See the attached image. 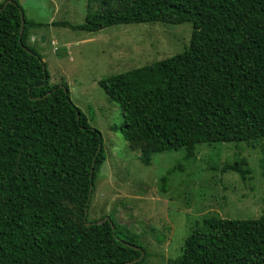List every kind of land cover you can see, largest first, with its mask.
Masks as SVG:
<instances>
[{
  "label": "trees",
  "instance_id": "obj_1",
  "mask_svg": "<svg viewBox=\"0 0 264 264\" xmlns=\"http://www.w3.org/2000/svg\"><path fill=\"white\" fill-rule=\"evenodd\" d=\"M153 23H190L188 45L98 84L120 109L114 129L140 149L143 166L156 154L183 152L158 178L167 194L197 146L264 142V0H89L83 23L51 24L96 33ZM42 26L17 0L0 3V264H149L140 237L111 214L87 218L106 161L103 139L27 45L30 30ZM244 164L222 172L244 179ZM166 264H264V212L204 216Z\"/></svg>",
  "mask_w": 264,
  "mask_h": 264
},
{
  "label": "rangeland",
  "instance_id": "obj_2",
  "mask_svg": "<svg viewBox=\"0 0 264 264\" xmlns=\"http://www.w3.org/2000/svg\"><path fill=\"white\" fill-rule=\"evenodd\" d=\"M17 1L28 20L43 25L30 30L27 45L46 64L51 83L67 84L71 102L102 135L106 161L95 181L88 220L111 214L117 225L140 237L149 264H166L180 255L183 239L204 216L256 219L264 212V142L255 149L244 143L197 146L194 159L161 194L158 178L183 152L156 154L146 167L138 161L140 149L114 129L121 112L98 81L181 53L191 37L190 23L131 24L88 33L51 23H83L89 0ZM240 160L249 169L244 179L222 172L225 164Z\"/></svg>",
  "mask_w": 264,
  "mask_h": 264
},
{
  "label": "water",
  "instance_id": "obj_3",
  "mask_svg": "<svg viewBox=\"0 0 264 264\" xmlns=\"http://www.w3.org/2000/svg\"><path fill=\"white\" fill-rule=\"evenodd\" d=\"M23 26H24V16H21V25H20V33H19V35H20V37H21V35H22V32H23ZM110 219H109V217H106V218H104L103 220H101L100 222H98L97 224H101V223H104L105 221H109ZM110 224L112 225V223L110 222ZM121 243L123 244V245H126V246H131V245H127L125 242H122L121 241ZM132 247V246H131ZM143 252L141 253V257H143ZM133 262H136V261H133ZM132 263V262H131ZM124 264H127V263H124Z\"/></svg>",
  "mask_w": 264,
  "mask_h": 264
},
{
  "label": "crops",
  "instance_id": "obj_4",
  "mask_svg": "<svg viewBox=\"0 0 264 264\" xmlns=\"http://www.w3.org/2000/svg\"><path fill=\"white\" fill-rule=\"evenodd\" d=\"M46 40V36L43 37L42 41H45Z\"/></svg>",
  "mask_w": 264,
  "mask_h": 264
}]
</instances>
